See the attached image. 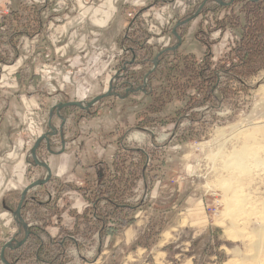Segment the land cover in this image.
<instances>
[{"label":"rangeland","instance_id":"obj_1","mask_svg":"<svg viewBox=\"0 0 264 264\" xmlns=\"http://www.w3.org/2000/svg\"><path fill=\"white\" fill-rule=\"evenodd\" d=\"M22 1L29 5L48 2V7L42 12L45 20L42 33L33 38L23 37L20 56L12 63L0 65L2 130L12 132V145L21 144L26 159V177L20 184L2 172V168L11 165L13 160L4 158L0 161V200L4 199L6 206L2 207L0 202V212L10 214L15 213L14 207L24 188L47 175L45 168L33 164L31 149L36 141V131L29 120H32L30 114L26 112L33 103H27L26 100L34 95L37 97L38 118L40 125L46 129L50 105L77 101L86 86L92 90L82 102H89L103 94L110 83L119 87V78H124L126 74L120 70L125 63L131 75L129 81L132 87L143 82L147 92H151L153 87H160L162 82L156 80L149 83L147 72L154 69L153 61L149 60L163 49L178 43L172 34L173 21L162 27L156 20V15L165 11L174 0H152V4L148 5L150 7L143 10L138 6L125 9L127 27L119 48L110 51L108 59L107 52L97 44L90 47L91 52L86 49L91 44L92 36L83 32L81 26L73 29L72 34H67L64 26L65 21L70 19H75L74 23L84 20V25H93L88 21L91 6H97L102 1ZM201 3L198 0L194 6H186L184 17L193 16ZM11 5L12 0H0V21L9 14ZM205 9L181 29L183 37L179 48L180 52L193 54L201 61L206 47L194 35L202 29L213 42V62L218 63L235 46L239 39L238 33L232 28L218 29L211 35L210 31L224 16L238 13L240 4L225 9L210 1ZM126 35L139 39L145 48H138L133 53L123 44ZM161 37L164 39L154 42V39ZM169 38L170 43L165 46ZM65 43L85 59L80 64L72 62L74 71L83 73L74 75V79L62 78L65 72L72 69L71 65L69 67L71 62L61 60L64 54L59 51L61 47L65 50ZM0 47L6 57H13L9 46ZM173 58V55L167 58L171 63L168 66L174 64ZM104 60H110L104 73H94ZM132 61L135 64L130 66ZM50 74L53 76L50 77ZM139 74H142V81L137 83L135 79ZM14 75L20 77L22 85L15 84ZM113 92V95L92 106L90 113L78 107L62 110V116L66 118L62 127L66 122L68 124L63 129V139L60 136L61 129H55L57 135L50 139L51 150L62 153L66 147L67 153L77 149L80 155L76 152L64 156V162L70 161V167L65 172L59 171L61 160L52 163L50 181L31 191L28 196L34 194L46 202L54 200L60 193L57 207L61 212V223H68L73 218L75 227L82 231V234L75 236L83 245L82 255L86 258L94 257L97 253L100 255L103 249L117 242V237L126 228L135 224L125 227L114 237L108 236L103 249L99 250V232L93 226L91 206L76 188L86 187L98 175H104L102 165H107L111 175L124 177L125 182L128 181L130 189L124 199L132 204L144 202V206L135 214L136 220L138 216L144 221L148 233H159L156 238H160L161 242L168 237L170 250H167V256L173 264H181L190 256H193L195 264H224L230 257L228 251L236 245L243 247V264H264V70L248 80L247 89L236 84L225 100L214 106L206 103L191 112L184 110L185 102L172 97L160 113L154 114L148 108L152 97L146 96L143 91L125 97L117 96L114 88ZM120 92L123 95V91ZM18 95L23 96V102H19ZM18 110L19 116L16 114ZM192 113L195 121L190 116ZM15 117H19L22 123H16ZM146 117L152 121L148 122ZM74 137L77 144L68 146L67 143ZM137 151H143L146 156H141ZM47 152L44 142L37 151L38 158L47 162L50 153ZM9 157L16 158L17 155ZM84 162L87 164L84 165ZM116 166L120 167V171L116 170ZM69 185L71 189H67ZM75 193L84 199V209ZM100 205L102 210L106 209L105 201ZM34 212L47 215V208L38 210L30 205L25 213L26 223L42 225L35 223ZM84 213L88 221L76 220L78 215ZM52 218L56 223V217ZM16 233L0 230V254L5 243L13 239ZM138 240L125 247L121 244L119 249L115 247L119 250L117 264H123L126 260L124 256L134 247L140 246L136 245ZM148 250L145 254L146 264H151L149 257L153 254ZM178 251L182 254L175 256ZM70 253L69 250L68 255ZM109 253L105 254L109 258L104 264L115 261H111ZM0 264H4L1 259Z\"/></svg>","mask_w":264,"mask_h":264},{"label":"trees","instance_id":"obj_2","mask_svg":"<svg viewBox=\"0 0 264 264\" xmlns=\"http://www.w3.org/2000/svg\"><path fill=\"white\" fill-rule=\"evenodd\" d=\"M169 1L172 2V0ZM210 1L213 0L208 2ZM47 3L29 5L22 0H12L9 14L2 17L0 21V46H9L13 57H6L0 47V65L12 63L20 56V43L23 37L33 38L42 33L45 24L42 12L48 7ZM216 3L225 9L240 4L238 13L224 16L217 21L216 27L210 31V35L218 29L232 28L237 31L239 39L224 58L220 59L218 63L213 62L211 48L213 42L209 40V36L203 33L202 29H199L194 37L206 47V52L201 61L193 54L180 52V46L174 51L165 52L160 56L158 66L154 70L147 72L150 84L156 80L162 82L160 87H153L151 92H147L143 82L132 87L129 81L131 75L125 63L120 69L121 72L126 73L125 77L119 78V87L118 85L113 86L117 96L125 97L127 94L143 91L146 96L152 97L148 108L152 113L158 114L164 109L165 105L169 104L172 97L185 102L186 107L184 110L191 112L196 107L205 106L206 103H208V106H214L225 100V98L230 96L236 84L243 89H247L248 80L264 70V0H234L227 5ZM204 11H206L205 6L199 15ZM189 23L183 24L178 28L177 32L181 37H183L181 29H184ZM123 44L130 48L133 53L138 48H145L144 43L129 35L124 37ZM172 55L174 56V64L168 66L170 61H167V58ZM153 59L149 61H153ZM163 63L165 65H162ZM134 64L135 61H132L129 65ZM135 80L140 83L142 74L137 75ZM120 91H123V95ZM90 109L84 110V112L90 113ZM190 116L195 121L193 113ZM145 120L148 122L152 121L149 117H146ZM130 151H135V149ZM137 152L141 156H146L143 151ZM33 164L38 166L34 161ZM102 166L105 170L104 175H98L86 187L76 188L83 193L91 206L94 220V224H92L99 232L100 251L103 249L107 237H114L125 227L133 224L136 221V212L144 206L142 201L136 204L127 202L124 197L130 189L127 185L128 181L125 182L124 177L118 178L111 175L107 165ZM116 170L120 171V167L116 166ZM71 188V185L67 186V189ZM59 194L54 200L46 202H42L36 195L26 197L21 210L24 220L25 213L30 205L35 206L38 210L47 208L48 214L43 215L35 212V218L42 220L43 223L42 225H29L27 223L29 232L27 242L19 248L8 249L5 254L6 259L10 263L18 264L21 261H25L26 264H64L68 260V248L75 245L79 246L75 236L80 233V228L76 226L74 231L70 232L61 225V212L57 207ZM20 198L21 196L14 207V211L19 204ZM102 201L106 202L104 207L106 209L104 210L100 207ZM86 216V213L78 215L76 220L81 218L88 221L89 219H86ZM52 217H56L55 225L60 228V231L65 233L61 238H54L48 232V228L53 225ZM16 222L18 232L14 238L21 240L25 235V230L17 219ZM90 231H92V228H90ZM158 234L146 231L139 238L136 245L150 247Z\"/></svg>","mask_w":264,"mask_h":264},{"label":"crops","instance_id":"obj_3","mask_svg":"<svg viewBox=\"0 0 264 264\" xmlns=\"http://www.w3.org/2000/svg\"><path fill=\"white\" fill-rule=\"evenodd\" d=\"M98 1L99 2L102 1V3H98L97 6L92 5L91 9H90V14L88 16L89 24H93V25H88V24L84 25V20H78L77 22L74 23L75 19H70V20L65 21L64 26L66 28L67 34H69V33L72 34L73 29H77V26H81L80 29H82L83 32L90 33L92 36L90 38L91 44L89 46H87L86 49L91 52L90 47H92V45L94 47V45L97 44V45H99L98 46L99 48H101L107 52L106 57L108 59L110 57V54H111L110 51H112L115 47L119 48L120 41H122L124 31L127 27V20L125 18V14H124L125 9H129L132 6H138L139 9H142V8L148 9V7H150L148 5L152 4L150 2L152 0H98ZM197 1L198 0H174L170 6L169 5L167 6V9L165 11H162V12L158 13V15H156V18H157L156 20H157V22H159V24L162 27L167 26L168 24H170L173 21L172 27H174L179 21L186 19V17H184V12H185L186 6H194L197 3ZM201 1L203 3L204 0H201ZM74 18H76V17H74ZM71 21H73V22H71ZM172 34H173V32H172ZM163 39L164 38H162V37L157 38V39H154V42H160ZM170 40H171V38L166 39V42L164 45L166 46L167 44H169ZM64 46H65V50H63L61 47V50L59 51V52H62L64 54V55H61L63 57V59H61V60L64 61V59H66L67 61L71 62V64H69V67L71 65L72 69L70 71L65 72V75L63 74L62 78L63 79L64 78L65 79H67V78L74 79V77H73L74 75L83 74V73L79 70H77V73H76L75 72L76 70L74 71V64L72 65V62L76 63V64H80V63H83V61L85 59H83L80 55L74 53V52H76V50L72 46H69L68 43H65ZM93 51H94V49H93ZM65 54H66V56H65ZM98 60L100 61V59H98ZM108 63H110V60L108 62L107 61L105 62V60H104V63H102L100 65V67L96 70L97 72L95 71L94 73H96L98 75H101L102 73H104V70L107 67ZM51 76H53V75L50 74V77ZM95 76H97V75H95ZM14 80H15L14 82H16L15 84L17 86L22 85V80H20L19 76L14 75ZM109 87H110V84H109ZM85 88L86 89L82 90L81 94L78 96L79 99L77 101H83V100L87 99L88 93L91 92L92 89L89 86L88 87L86 86ZM106 89L103 92H106L109 88L107 90ZM18 96H19L18 97L19 102H23L24 101L23 96L22 95H18ZM26 98H29V97H26ZM26 101H27V103H29V102L33 103V105L30 106L29 108L27 106V108L29 110H27L26 112H28L30 114V117L32 118V120L30 118H29V120L33 123L32 126L36 131V138L35 139L37 140L41 135L51 131V127L54 129H61V131H60L61 135L60 136L63 139V129H64V127L67 126L68 123L66 122V125L64 127H62L63 121L60 118L59 114L56 113V111H54L53 114L51 115V109L53 106H55V104L50 105V107L47 111V120H46V123H47L46 127L47 128L44 129L40 125V121L38 118L39 113L37 112V104H38L37 97L34 95L30 99H27ZM27 103H26V105H27ZM61 112H60V115H62ZM16 114H17V116H19V110L16 111ZM18 118L19 117L14 118L15 122L16 123L17 122L22 123L20 121V118L19 119ZM23 122H25L24 118H23ZM3 123H4V121L2 122V119H0V139H1L0 161H1V159L3 160L4 158H7L6 160H8V159L13 160V163L11 165L8 164V166L6 165V167H3L2 172L6 173V175H8L11 179L16 181L17 184H20L24 181V179L26 177V165H25L26 159L23 155L24 154L23 149H22L23 146L21 144L19 145V143H17V145L16 144L12 145V132L11 131H5L4 132L2 130V127H3L2 124ZM72 144H75V145L77 144V140L75 137H74V139H72V141L67 143L68 146H71ZM76 152H77V149H75V151L67 153L66 147L62 153H60V152H55V153L47 152V153H49V155L47 156V158H48L47 163L49 164V166L52 170V163H58V161L61 160V162H60L61 164L59 166V171L65 172L70 167V165H69L70 161L64 162V160H63L64 156H66L67 154L71 155L72 153H76ZM13 154H16L17 157L16 158L9 157V155H13ZM77 155H80V153L77 152ZM82 160L84 161V159H82ZM85 162H84V165L87 164ZM39 187H36V188L32 189L31 191L37 190V188H39ZM30 192H28V194ZM75 194H77V200H80L82 202V204H81L82 209H84L83 208V205L85 204L84 199L78 193H75ZM0 202H2V207H6L5 203H4V199L0 200ZM78 212L80 213L79 209H78ZM35 217L36 216H35V212H34V218ZM52 219H54V218H52ZM63 219H64V217H63ZM79 220H83V219H79ZM35 223L38 224V223H43V222H42V220H38L35 218ZM61 224L63 227H65V229H67L68 231L71 232L72 228L74 231L76 222L73 221V218H70L68 220V223L62 222ZM80 226H81V224H80ZM145 226L146 225H145L144 221H141V219H139V217L137 216V220L135 221V224H133L129 228H126L124 230V232L119 237H117L116 243H113L112 246L108 247L107 249H103V251L101 252L100 255H98V253H97V255H95L94 257H89V258H86L84 255H82L83 254V247H82L83 245L78 241V239L75 238L77 240V242L79 243V246L75 245V246H70L68 248V251L70 250L71 253H70V255H68V260L64 264H104V262L107 261V259L109 258L108 255H105L106 252H110L109 254H111V257H110V259H112L111 261H113L115 259V261L111 264H117L116 259L118 257L117 254H118L119 250H116L115 247L118 246V249H119V246L121 244H122V247H125L129 243L136 242V240H138L139 237L146 231ZM1 229L4 230L5 233L18 232V226H17L16 217H15L14 213L10 214L9 212H0V230ZM48 232L54 238H57V237L60 238V237H63L65 235V233L60 231V228L55 225L54 221H53V225L48 228ZM79 234H82V231H80ZM235 234L238 235L239 233H235ZM239 236H242V235L239 234ZM168 244H170V243L168 242V237H167V240H164L162 242H161L160 238H155V241L152 243V245L149 248H143L142 246H136L131 251H129L128 253L126 252L127 254L124 256V259H126V260H125V262H123V264H146V255L145 254L147 252V249H150V251L149 250L148 251L153 254L149 257V262L151 264H173V262H171L167 256V250L168 249L170 250V247ZM7 250H6V252H7ZM6 252H5V254H6ZM179 254H182V253L178 251L177 253H175V256H177ZM228 254L230 257L224 264H243L244 263V260L242 259V254H243V247L242 246L236 245L234 248H232L230 251H228ZM19 264H26V262H20ZM43 264H46V263H43ZM181 264H195L194 260H193V256H190V258H186L185 260L182 261Z\"/></svg>","mask_w":264,"mask_h":264},{"label":"water","instance_id":"obj_4","mask_svg":"<svg viewBox=\"0 0 264 264\" xmlns=\"http://www.w3.org/2000/svg\"><path fill=\"white\" fill-rule=\"evenodd\" d=\"M209 0H204L203 3L199 6L198 10L196 11V13L193 15V16H190L182 21H179L172 29V32L173 34L175 35V37L177 38L178 40V43L173 46V47H168V48H165L163 49L162 51H160L154 58L153 60V63H154V69L158 66V62H159V58L161 55H163L165 52H168V51H174L176 50L181 44H182V37L178 34L177 32V29L182 26L183 24H186L190 21H192L193 19H195L201 12L202 8L206 5V3L208 2ZM215 2H218L220 5H227V4H230L231 2H233L234 0H230L229 2H226V1H223V0H214ZM153 69V70H154ZM113 85L112 83H110V87L109 89L104 92L103 94L101 95H98L96 97H94L91 101L89 102H82V101H68V102H64V103H59L55 106L52 107L51 109V115L53 114L54 111H56V113L59 114L60 118L62 119L63 121V125L66 121V118L63 117L62 115H60V112L68 107H78L82 110H89L92 106H94L97 102L101 101L102 99L106 98V97H109L111 95L114 94L113 92ZM57 135V131L51 127V131L41 135L34 143L32 149H31V156L33 158V161L35 162V164H37L38 166L40 167H43L47 170V175L43 178V179H40V180H36V181H33L30 185H28L21 193V199H20V202L15 210V217L16 219L19 221V223L22 224L24 230H25V235L23 237V239L21 240H17L15 238L11 239L10 241H8L7 243H5V245L2 247V250H1V254H0V259L1 261L4 263V264H12L10 263L6 257H5V252L7 249H13V248H19L21 247L22 245H24L26 242H27V239H28V236H29V232H28V224L25 222V220L23 219L22 217V214H21V210H22V207H23V204H24V201L28 195V192H30L32 189L36 188V187H39V186H43L45 184H47L51 177H52V170L49 166V164L47 162H44V161H41L39 158H38V155H37V151L38 149L40 148L41 144L43 142H46L47 144V149L50 153H54L52 150H51V146H50V139L52 136H55ZM64 144V143H63ZM64 150V149H63ZM63 152V151H62Z\"/></svg>","mask_w":264,"mask_h":264},{"label":"built area","instance_id":"obj_5","mask_svg":"<svg viewBox=\"0 0 264 264\" xmlns=\"http://www.w3.org/2000/svg\"><path fill=\"white\" fill-rule=\"evenodd\" d=\"M146 79H147V78H145V82H146ZM114 81H115V78H114ZM30 225H31V224H30Z\"/></svg>","mask_w":264,"mask_h":264}]
</instances>
